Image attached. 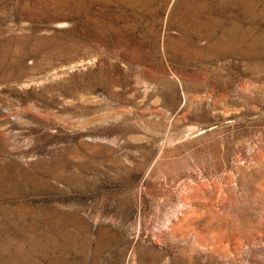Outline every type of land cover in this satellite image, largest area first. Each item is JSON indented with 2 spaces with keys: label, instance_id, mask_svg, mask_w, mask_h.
Segmentation results:
<instances>
[{
  "label": "rangeland",
  "instance_id": "obj_1",
  "mask_svg": "<svg viewBox=\"0 0 264 264\" xmlns=\"http://www.w3.org/2000/svg\"><path fill=\"white\" fill-rule=\"evenodd\" d=\"M0 264H264V0H0Z\"/></svg>",
  "mask_w": 264,
  "mask_h": 264
}]
</instances>
